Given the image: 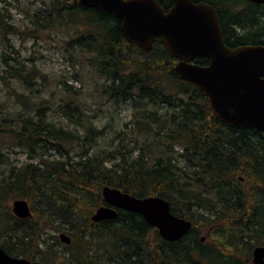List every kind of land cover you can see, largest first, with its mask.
<instances>
[{"label":"trees","instance_id":"16d2710c","mask_svg":"<svg viewBox=\"0 0 264 264\" xmlns=\"http://www.w3.org/2000/svg\"><path fill=\"white\" fill-rule=\"evenodd\" d=\"M193 1L214 6L229 47L264 45V4ZM158 2L165 9L173 4L172 0ZM6 17L0 10V36L17 32ZM32 17L33 25L39 26L36 14ZM47 17L49 22L68 17L72 24L74 17L82 18L86 30L68 40L67 48L91 55L90 65L109 81L104 92L110 99H142L165 106L168 112L159 117L156 110L141 107V118L134 114L136 126L129 130L137 128L138 134L150 136L145 146L153 148L133 158V149L127 155L120 147L90 154L86 145L98 133L89 128L82 137L57 127L48 120L44 105L31 108L29 116L17 114V128L7 131L19 145L36 154L41 148L58 157L12 167L0 179V201L25 198L30 203V215L25 218L0 209L3 250L29 259L30 264H37L36 259L39 264H56L53 244L42 238L46 226L51 225L73 238L65 245L68 257L62 264H252L251 250L261 243L245 232L257 231L259 223L264 228L260 212L264 206L252 217L254 205L259 204L256 190L264 195V140L258 139L264 138V133L257 135L255 130L237 128L214 117L201 89L179 79L174 68L177 59L160 39L155 38L151 50L143 51L126 41L120 20L113 14L77 0H49ZM193 62L205 65L208 60L195 58ZM13 70L12 75L25 83L32 82L31 76H39L37 69L25 75L19 72L23 69ZM77 107L65 103L66 111L73 110L64 112L68 119L76 121L72 113ZM123 136L118 133V138ZM174 144L181 147L177 155ZM75 147L82 149L78 158L72 154ZM153 150L158 154H152ZM174 156L184 161L185 168L175 166ZM238 176L251 186L242 189ZM103 186L136 197L160 196L169 201L173 214L191 221V227L180 239L167 241L135 212L117 209L115 219L93 222V210L105 204ZM199 225L210 227L208 234L215 236V244L200 240Z\"/></svg>","mask_w":264,"mask_h":264},{"label":"rangeland","instance_id":"374dc122","mask_svg":"<svg viewBox=\"0 0 264 264\" xmlns=\"http://www.w3.org/2000/svg\"><path fill=\"white\" fill-rule=\"evenodd\" d=\"M48 2L49 0H0V10L7 16L6 21L17 31L0 36V179L7 176L12 167L19 169L27 163H37L40 158L51 159L56 155L50 156L41 148L37 149V154L33 153L28 147L19 145L15 135L7 131L9 127L14 130L17 128V114L29 116L33 113L31 108L44 105L49 121L82 137L89 128L92 132H97L94 140L86 145L90 154L100 153L102 150L112 152L120 147L127 155L130 149H133L132 158L141 152H150L153 148L145 146L151 141L150 136L138 134L137 128L134 131L129 130L136 126V123L132 122L134 114L141 118L138 115L141 107H144V110H156L159 117L168 112L167 107L142 99L126 102L110 99L104 92L109 81L90 65L88 60L91 55L77 48H67L68 40L86 30V26L81 24L82 18L74 17L73 24L68 17L49 22ZM33 13L36 14L39 26H34L31 22ZM43 26L46 27L42 28ZM13 69H23L19 72L24 75L32 69H37L39 76L36 79V76H31L32 82L25 83L12 75L15 73ZM17 93L25 97L17 96ZM69 101L71 105L78 106L77 112L72 113L76 121L68 119V113H64L73 111L63 108ZM120 132L124 133L122 138H118ZM173 150L174 155H177L181 147L174 144ZM81 151L80 147H75L72 154L78 158ZM152 154L158 152L153 150ZM174 157L177 159L175 166L185 168L184 161L178 160V156ZM241 183L244 190L251 186L245 179ZM14 199L17 198L1 200L0 209L12 213ZM262 228L259 223L257 231L245 234L250 239H258L261 244L257 245H263ZM199 229V236L204 237L203 242L208 245L215 244V236L208 234L209 226L199 225ZM44 233L43 240L47 244H53L52 251L57 253L56 264H62L68 257L66 244L62 241L56 242V239L60 233L65 232L47 225ZM65 234L72 242L73 238L68 233ZM35 261L39 264L38 259L34 260V263Z\"/></svg>","mask_w":264,"mask_h":264},{"label":"water","instance_id":"95a60500","mask_svg":"<svg viewBox=\"0 0 264 264\" xmlns=\"http://www.w3.org/2000/svg\"><path fill=\"white\" fill-rule=\"evenodd\" d=\"M77 1L113 14L126 41L143 51L151 50L155 38L160 39L177 59L174 68L179 79L201 89L218 120L264 132V45L228 47L213 5L172 0L165 9L158 0ZM195 58L208 62L201 65L193 62ZM101 194L105 204L93 211V222L115 219L117 209L135 212L167 241L180 239L191 227V221L173 214L169 201L160 196L136 197L109 186H103ZM12 213L18 218L29 216L28 202L14 199ZM58 237L65 244L71 242L65 233ZM252 263L264 264V246L254 247ZM0 264H30V260L11 256L0 246Z\"/></svg>","mask_w":264,"mask_h":264},{"label":"flooded vegetation","instance_id":"af4514ba","mask_svg":"<svg viewBox=\"0 0 264 264\" xmlns=\"http://www.w3.org/2000/svg\"><path fill=\"white\" fill-rule=\"evenodd\" d=\"M248 1V0H247ZM254 3V2H253ZM258 4H264V3H258ZM261 23H262V25H264V16L262 17V19H261ZM221 27V26H220ZM222 30V29H221ZM242 30H240V32H241ZM222 33H223V31H222ZM242 33V32H241ZM223 38H224V35H223ZM225 41V40H224ZM226 44V43H225ZM227 45V44H226ZM244 45H263V44H244ZM228 46V45H227ZM239 46H241V45H239ZM229 47V46H228ZM235 47H237V46H235ZM235 47H230V48H235ZM219 121H221V120H219ZM221 122H223V123H229V122H224V121H221ZM229 124H231V125H233L232 123H229ZM233 126H235V125H233ZM235 127H237V126H235ZM237 128H242V127H237ZM244 129H248V130H255L256 132H253V133H255V134H257L258 135V133H264V132H262V131H259V130H257V129H253V128H244ZM257 135H254V136H252L253 138H257ZM258 139H260V140H264V138H262V137H259L258 136ZM238 179L240 180V182L243 180V177L242 176H238ZM261 188L262 189H264V187L263 186H261ZM256 193H259V195H260V197H258V203L259 204H256V205H254V207H253V213H252V217L253 216H255V215H257L258 214V212H259V210L264 206V195L262 194V193H260L259 191H257L256 190ZM261 211H263V218H264V210L263 209H261L260 210V212ZM255 223H257V221L255 220ZM257 225V224H256ZM256 229V228H255ZM262 231H264V228H262ZM58 239H59V237H58ZM59 241H60V239H59ZM71 243V242H70ZM65 244V243H64ZM264 244V243H263ZM66 245H68V244H66ZM257 246H264V245H257ZM256 247V246H255ZM254 249V248H253ZM253 249L251 250V258H250V261H251V263H252V251H253ZM253 264V263H252Z\"/></svg>","mask_w":264,"mask_h":264}]
</instances>
